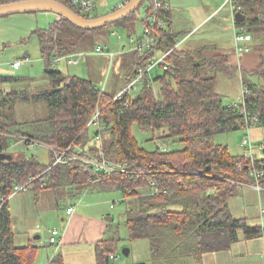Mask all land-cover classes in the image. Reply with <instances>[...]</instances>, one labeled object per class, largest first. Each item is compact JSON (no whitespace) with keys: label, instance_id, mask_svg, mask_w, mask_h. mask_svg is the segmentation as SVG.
I'll use <instances>...</instances> for the list:
<instances>
[{"label":"trees","instance_id":"1","mask_svg":"<svg viewBox=\"0 0 264 264\" xmlns=\"http://www.w3.org/2000/svg\"><path fill=\"white\" fill-rule=\"evenodd\" d=\"M14 1L19 0L0 1V4ZM58 1L72 8L66 0ZM153 7L154 0H142L135 13L92 30L80 28L65 18L56 21L48 30H36L41 57L46 63L48 91L41 89L29 93L28 90L8 89L6 86L19 77L0 75V154L8 153L6 150L13 141H22L26 146L47 145L53 160L56 153L70 149L83 156L127 164L124 172L106 175L80 159L53 167L52 163L43 166L38 157L25 154L17 158L13 155L11 160L0 159V264H35L38 255L36 244L21 247L15 244L10 200L20 193L16 188L24 185L27 190L31 187L38 191L85 184L96 190H118L123 195V202H128L129 206V200L135 196L136 207L126 209L125 225L132 240L150 241L153 264H190L194 259L200 263L208 253L230 249L240 241L241 233L246 239L264 237V226L251 227L245 218H235L229 204L241 183H249L262 193L264 176L259 179L251 176L249 171L253 164L250 158L233 156L227 147L214 142L215 135L241 129L247 120L251 127L264 125V50L260 52V62L255 69L242 71V85L247 90L244 100L231 104H227L217 90L219 75L237 72L230 65L227 53L206 54L201 62H196V54L184 53L185 57H182L181 51H175L168 57L171 66L160 64L162 74L154 81L147 77L134 96L125 91L119 100H114L115 94L110 96L107 90L97 87L92 79L66 77L51 68L57 57L72 54L63 45L60 35L56 39L57 33L66 29V24L78 27L82 35L98 30L106 34L115 31L116 34L117 27H123L131 39L139 20L145 27L146 15ZM233 7L235 12L240 11L246 16L244 21H237L238 29L264 31V0H234ZM73 10L77 13L75 8ZM105 14L99 13L95 17ZM160 15L170 18L169 7ZM170 25L160 30L161 39L156 51L167 50L177 42L178 34ZM121 39L118 35L119 46L126 51L122 55L135 56L126 77L128 84L139 69L147 67L156 51L141 57L137 51L129 50L130 39L128 45L122 44ZM210 47L214 46L198 48L199 57L208 49H217ZM156 82L174 86H164L161 98L157 99L155 91L149 89ZM40 100L47 101L48 116L19 120V102ZM97 113L99 116L95 117ZM93 123L99 125L100 130L91 137L89 129ZM135 124L152 131L154 139L181 142L184 147L164 151L157 146L155 150H148L133 135ZM157 132L162 136L157 137ZM108 136H111L110 145L105 141ZM86 148L91 149L92 154L86 153ZM254 166L264 169V159L256 157ZM256 185L262 189H257ZM66 211L68 213V208ZM111 241L107 238L96 244V264H112L119 259L114 248L108 245ZM59 243L60 240L50 244ZM55 260L63 264L61 254L57 253Z\"/></svg>","mask_w":264,"mask_h":264},{"label":"rangeland","instance_id":"2","mask_svg":"<svg viewBox=\"0 0 264 264\" xmlns=\"http://www.w3.org/2000/svg\"><path fill=\"white\" fill-rule=\"evenodd\" d=\"M96 1L99 5V13L108 14L110 10L114 11L124 0ZM219 1L223 0H171L174 26V29H172L178 34L179 42H182L179 48H195L201 44H216L223 48L234 41L233 35L235 33L232 31L234 22L233 16H230L234 11L232 4L225 6L226 2L221 5L218 4ZM104 2H107V6H103ZM71 9L73 10V8ZM98 15L96 13L94 16ZM58 17L59 20L62 19L55 13L39 12L15 14L0 18V75L19 77L11 85L6 86L8 89H15L20 92H27L28 90L29 93L49 89V80L45 74L46 63L40 56V44L36 30H48L58 20ZM200 17L207 18V20L199 29L195 30L196 32L192 36L189 35L196 23L194 21ZM189 24H191L190 30L186 29L188 28L186 25ZM227 27L230 28V33L226 30ZM65 28L67 30H62L61 34L57 33L56 39L60 35L63 45L67 47L69 53L86 52L88 56L85 61L75 64H69L62 58L54 65L52 64V69L61 71L66 77L77 76L92 79L97 87L102 90L106 89L110 96L116 95L123 86V88L126 87V77L135 56L122 55L126 51L121 50L118 35L122 37V44L128 45L130 38L125 28L117 27L118 31L116 32L118 33L116 34L113 33L115 31L106 34L98 30L86 33V35H82V31H79L78 27L66 24ZM143 30L144 23L139 20L133 37L141 36ZM78 36L82 39L78 40ZM105 37L106 39H104ZM256 43L258 44L257 41ZM98 46H102L105 50L109 48L111 53H115L114 57L111 58L100 53L95 54L94 47L97 48ZM210 48L213 49L214 47ZM210 50L208 49V52L202 53L200 57L197 50H181V52L182 57H185L184 53L196 54L198 60L196 62H201L206 54L210 55ZM174 52L171 53V57ZM160 56L161 52L156 51V57ZM15 61L21 63L20 69L16 70L14 68L13 63ZM169 61L167 58L163 59L162 62H166L167 65L171 66V61ZM192 62L194 61L192 60ZM162 73L163 68L158 65L150 72V78L154 81L157 75ZM249 78L255 81L258 80L255 76H249ZM164 86L172 87L174 84L165 83L160 85L156 82L149 89L155 91L156 98L160 99L162 96L161 90ZM142 87L143 82L137 84L135 88L130 89V95L134 96L135 92L141 90ZM217 90L227 104L241 103L244 99L242 72L235 71L227 76L219 75ZM48 115L49 106L45 100L30 101L29 103L22 101L17 105V116L21 121L44 118ZM97 129L98 125L96 123L91 124L89 135L93 137ZM133 135L141 146L148 150H155L157 146H160L164 151L184 147L181 142H168L162 138L154 139L155 136L152 131L141 129L136 124L133 126ZM156 136H162V133L157 132ZM246 137H249L253 142L256 157L264 159V125L262 124H256L249 130L242 127L238 130L217 134L214 137V142L227 147L233 156H243L246 150L243 147L244 138ZM107 138L105 141H107V145H110L111 136ZM6 151L15 155L16 158L23 156V154L28 157L36 156L43 166H49L53 162L50 148L44 144L26 146L22 141H13L10 143L9 150ZM86 153L92 154L91 149L86 148ZM241 184L239 191L229 199L233 216L237 219L245 218L251 227L264 226V188L262 189L263 192L259 193L258 190L249 187L251 184ZM91 186L86 184L83 186L64 185L40 191L33 190L30 187L29 190L20 192L16 196L13 195L10 208L13 215V230L16 233V246L37 244L39 250L35 264H51V259L56 251H67L61 245L58 247V245L49 243L52 235L51 231L54 228L61 229L63 227L62 218L66 214L67 207L74 205L77 213L86 217H92L95 213L104 219L107 217L113 218V221L109 223L108 233L105 235L108 239L113 240L108 245L114 248L115 256L119 257L112 264H138L142 262L153 264L150 241L148 239L132 240L125 225L126 209L131 206L136 207L137 198L135 196L131 197L129 206L128 202H123V195L120 191L111 189L96 190ZM126 248L130 249L128 256L123 253ZM84 250V256L81 258L61 253L63 264H96L95 247L86 245ZM209 255L216 256H213L215 258H212V260H208V257L212 256L203 257L200 263L196 259L190 260V264H264V237L246 239L244 234L241 233L240 241L235 243L230 250L218 254L214 252V254Z\"/></svg>","mask_w":264,"mask_h":264},{"label":"built area","instance_id":"3","mask_svg":"<svg viewBox=\"0 0 264 264\" xmlns=\"http://www.w3.org/2000/svg\"><path fill=\"white\" fill-rule=\"evenodd\" d=\"M66 1L70 6H72V8L76 9L77 14H79L80 16L84 18L91 19L95 17L94 15L96 13L99 14V5L96 0H66ZM128 1L130 0H124V2L121 3L120 5L128 3ZM233 1L234 0H226V4L229 3V4H232L233 6ZM169 5H170L169 2H162L161 0H154V7L152 11L146 15L147 22L144 27L143 33L141 34L140 37H132L130 39V49H129L130 51H137L139 55L142 57L143 55L147 54L150 51L157 50V47L161 39L160 30L167 28V23L160 14H161V11L163 9L168 8ZM103 6H107V2H104ZM235 39H236V45H237L236 49L238 52L242 53V52L250 50V47L248 46V42L252 40L251 34L237 31ZM181 43L176 42L172 47L168 48L167 50H162V51L159 50L161 52V56L158 58L156 57V53H155V56L150 58V61L148 62L147 67L145 69H139L137 76L130 83H128L123 90L119 91V93L115 95L114 100L121 99L125 91H130V89L135 88L137 84L144 82V80L150 76V72L156 66L158 65L160 66V64L163 63L162 62L163 59H167L173 51H176L179 49V46L181 45ZM94 52L100 53V54H107L111 58H113L115 54V53H111L110 49L109 51L105 50L102 46H98L94 50ZM87 56L88 55L86 52H81L77 54H71L65 57H57L56 62L63 58L69 64H75L81 61H85ZM164 63L166 64V62ZM13 66L15 68H19L21 66V63L18 61H15L13 63ZM246 95H247V90L245 87H243L244 98ZM98 116H99V113H97L95 117H98ZM243 127L248 128L249 130L251 128L250 121L247 120ZM98 129L100 130L99 125H98ZM100 137L101 136H97V139H101ZM243 147L246 149L245 150L246 158H250L253 164V168L249 171V174L258 179L260 177H263L264 169L259 170L254 166L256 155L254 152V144L249 137L244 138ZM65 157H69V158L65 159ZM73 159H80L82 161H85L91 164L97 171H101L106 175H112L113 173H117V172H124L127 167V164L125 163L113 162L106 158L100 159L95 156H88V157L83 156L81 154L72 152L70 149L63 151L62 153H56V156L52 162L51 167L55 166L58 163L68 162ZM256 188L262 189L260 185H256ZM25 190H27V185L18 186L16 188V192H21ZM73 211H75L74 206L68 208V213H72ZM58 235H59V230L54 229L50 237V243H53V244L57 243V241H59Z\"/></svg>","mask_w":264,"mask_h":264},{"label":"crops","instance_id":"4","mask_svg":"<svg viewBox=\"0 0 264 264\" xmlns=\"http://www.w3.org/2000/svg\"><path fill=\"white\" fill-rule=\"evenodd\" d=\"M225 2H226V0L219 1L218 4L224 5ZM169 3H170L169 10L171 12V17L168 18L165 15L164 20L166 21L167 25L171 24L170 26L173 28L174 26H173V22H172L173 13H172L171 0L169 1ZM228 5H230V4L228 3L225 6H228ZM232 8L234 10L233 6H232ZM216 12H218V10H216ZM235 13L236 12L234 10L230 15V16H233V22H234V28L232 29L233 33H235L233 35L234 41L229 43L226 47L222 48L216 44H210V45L201 44L200 46H197L195 48H188V49L179 48L178 50L179 51H181V50L182 51H195L200 47L214 46L217 49L210 50L209 51L210 55H213V54L219 53V52L220 53H227L230 65L233 66L237 70V72H242L245 70L250 71V70L255 69L260 62V58H261L260 52L262 50H264V38H263L264 37V31L260 30L258 32H254V31L251 32L250 30L244 31V30L238 29L236 27L237 21L235 20ZM201 17L198 20L194 21L196 23H195L194 27H192V30L189 32L190 33L189 35L192 36V34L196 32L195 30L199 29V27L207 20V18H201ZM58 20H59V17H58ZM194 22H192V23H194ZM190 25L191 24L186 25V27H188L186 29L190 30L191 29ZM226 30L228 31V33L231 32L229 27H227ZM237 31L249 33L252 35V40L248 42V46L250 47L249 51H245L242 53L237 51V49H236L237 45H236V39H235ZM38 40H39V38H38ZM256 41L258 42V44L256 43ZM177 42H179V40H177ZM181 45H182V43H181ZM123 48H124V46H123ZM40 53H41V50H40ZM95 54H97V53H95ZM105 55L108 56L107 54H105ZM60 60H62V59H60ZM54 63H56V60ZM21 66L19 67V69L21 68ZM15 69L17 70L18 68H15ZM45 71H46V69H45ZM104 90H106V89H104ZM251 188L255 189V187H251ZM12 199H13V197L11 198V200ZM11 200H10V202H11ZM72 206H74V205H69L67 208L72 207ZM62 221H63V227L61 229L58 228L60 230V234H59L58 239L60 240L59 244L61 245V247H65V249H67V251L66 250H65V252L64 251L63 252L56 251L54 256L51 259V264H60V262L58 260H55V256L57 253H59V254L66 253L68 255L71 254V255H74L78 258L83 257L84 253H85L84 246H86V245L89 247L90 246L95 247L94 257H95V260L97 263L96 244L99 243L100 241H102L103 239H107V237L105 235H107V233H108L110 221L102 218L100 215L95 214V213H94V216H92V217H86L84 215L77 213L76 208H75V211H73L72 213H67V211H66L65 216L62 218ZM54 229H57V228H54ZM60 245H58V247ZM230 249H228V250H230ZM225 251H227V250H225ZM220 252H223V251L215 252V254H218ZM209 254H214V253H208V254L204 255V257H206V258L208 256H212V257H208L209 258L208 260H212V258L213 259L215 258L213 256H216V255H209ZM78 264H81V263H78Z\"/></svg>","mask_w":264,"mask_h":264},{"label":"water","instance_id":"5","mask_svg":"<svg viewBox=\"0 0 264 264\" xmlns=\"http://www.w3.org/2000/svg\"><path fill=\"white\" fill-rule=\"evenodd\" d=\"M142 0H130L128 3L124 4L122 7L115 9L103 16L94 17L91 19L84 18L73 11L65 3L58 0H19L14 2H8L0 4V18L15 15V14H32L39 12H51L58 16L69 20L74 25L92 30L100 27H104L135 13L141 6ZM246 16L240 11L235 13V20L238 22L244 21ZM109 51V48H107ZM48 91V90H47ZM12 154L6 152L0 154V159H13ZM108 221H112V217L106 218ZM123 253L128 256L130 254V249H124ZM138 264H146L144 262Z\"/></svg>","mask_w":264,"mask_h":264}]
</instances>
